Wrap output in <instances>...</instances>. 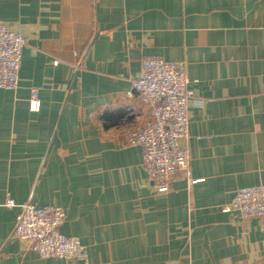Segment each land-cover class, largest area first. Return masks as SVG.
Segmentation results:
<instances>
[{"label":"crops","instance_id":"crops-1","mask_svg":"<svg viewBox=\"0 0 264 264\" xmlns=\"http://www.w3.org/2000/svg\"><path fill=\"white\" fill-rule=\"evenodd\" d=\"M0 20L25 38L0 88V264H264V216L222 210L264 183V0H0ZM148 57L184 61L194 90L188 172L165 191L125 141L149 115L126 92ZM8 194L61 206L86 256L30 249Z\"/></svg>","mask_w":264,"mask_h":264},{"label":"built area","instance_id":"built-area-1","mask_svg":"<svg viewBox=\"0 0 264 264\" xmlns=\"http://www.w3.org/2000/svg\"><path fill=\"white\" fill-rule=\"evenodd\" d=\"M24 43L21 33L0 20V88L12 90L17 87ZM133 91L149 108V115L128 132L125 141L141 146L142 164L148 176L158 191H165L177 170L188 172L189 166L188 103L194 97V90L185 74L184 61L161 57L143 59L126 90L127 94ZM40 104L38 91L32 88L29 109L39 110ZM5 205L20 207L13 234L41 257L86 256L85 246L79 238L60 231L65 217L61 206H37L30 201L17 204L9 194ZM222 210L235 212L241 218L264 216V183L239 187Z\"/></svg>","mask_w":264,"mask_h":264}]
</instances>
